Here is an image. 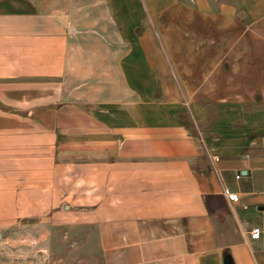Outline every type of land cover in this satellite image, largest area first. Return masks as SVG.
<instances>
[{"label":"crops","instance_id":"0c3cea01","mask_svg":"<svg viewBox=\"0 0 264 264\" xmlns=\"http://www.w3.org/2000/svg\"><path fill=\"white\" fill-rule=\"evenodd\" d=\"M0 193L78 264H264V0H0Z\"/></svg>","mask_w":264,"mask_h":264},{"label":"rangeland","instance_id":"374dc122","mask_svg":"<svg viewBox=\"0 0 264 264\" xmlns=\"http://www.w3.org/2000/svg\"><path fill=\"white\" fill-rule=\"evenodd\" d=\"M9 195L0 193V264H78L88 259L78 254V241L64 238L62 224L53 218L16 222L21 209L14 207Z\"/></svg>","mask_w":264,"mask_h":264},{"label":"built area","instance_id":"2783aa9c","mask_svg":"<svg viewBox=\"0 0 264 264\" xmlns=\"http://www.w3.org/2000/svg\"><path fill=\"white\" fill-rule=\"evenodd\" d=\"M227 199L231 202H237L238 201V193L234 191L225 190L224 191ZM261 233V229L259 227H253L249 231V238L250 239H258Z\"/></svg>","mask_w":264,"mask_h":264}]
</instances>
